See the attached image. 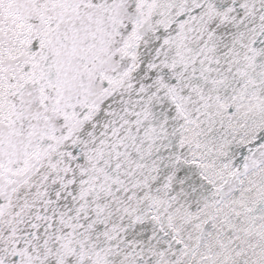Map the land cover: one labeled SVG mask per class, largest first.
<instances>
[{
    "label": "snow or ice",
    "instance_id": "6c2138e0",
    "mask_svg": "<svg viewBox=\"0 0 264 264\" xmlns=\"http://www.w3.org/2000/svg\"><path fill=\"white\" fill-rule=\"evenodd\" d=\"M0 264H264V0H0Z\"/></svg>",
    "mask_w": 264,
    "mask_h": 264
}]
</instances>
